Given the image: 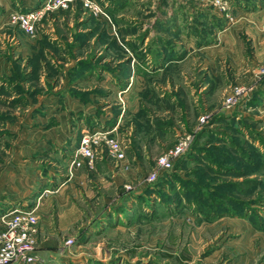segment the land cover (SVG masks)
Masks as SVG:
<instances>
[{
    "label": "rangeland",
    "instance_id": "obj_1",
    "mask_svg": "<svg viewBox=\"0 0 264 264\" xmlns=\"http://www.w3.org/2000/svg\"><path fill=\"white\" fill-rule=\"evenodd\" d=\"M221 1L223 11L195 0H91L99 8L92 13L74 0L66 9L43 12L32 32L12 17L42 0L0 1V169L5 186L21 189L4 192L0 212L36 206L39 221L41 201L55 186L50 166L58 169L57 181L80 172L86 181L77 200L82 225L61 234L54 258L68 264L81 258L83 264H264V74L258 72L264 53L247 68L255 46L237 27L227 53L240 49L245 63L241 69L220 60L222 75L213 82L221 80L222 87H202L204 76L191 73L187 60L176 75H131L145 52L189 48L178 36L157 34L158 22L178 14L179 33L200 39L249 5ZM197 8L212 17L195 14ZM201 20L208 24L199 27ZM234 85L247 91L227 104L224 87ZM94 130L108 131L123 145V167L113 177L97 176L93 160L71 162L70 136ZM179 134L188 136V148L168 169L159 168L157 157ZM101 150L113 169L120 168ZM112 178L115 185L107 183ZM103 196L115 198V209L102 203ZM107 207L118 227L106 221L101 232L95 225Z\"/></svg>",
    "mask_w": 264,
    "mask_h": 264
},
{
    "label": "crops",
    "instance_id": "obj_2",
    "mask_svg": "<svg viewBox=\"0 0 264 264\" xmlns=\"http://www.w3.org/2000/svg\"><path fill=\"white\" fill-rule=\"evenodd\" d=\"M1 1V0H0ZM238 2L241 3V0H237ZM245 1V0H242ZM249 4L245 8H242L244 11H241V14H237L235 16V20L230 22L227 26L225 27H218L217 24H213V27H215V32L212 33H204L201 35V38L199 39L198 36L193 32V33H188L185 35L183 32L179 33V28L177 25L178 24V14L175 16H171L170 18L168 17L165 20H162L161 22H158L156 25L159 27V30H156L157 34H161L162 38L164 37V34H170V36L173 37H179V42L180 43H186L189 48L187 49L186 52L182 54H178L176 52H162L160 49L159 51H151V52H145L143 57L138 59L139 61L134 62V64L131 67V75H136V76H147L150 74H155V75H169L172 76L173 74L176 75L178 74V70L181 68V66L185 63L184 61L187 60L188 62V69L191 71V73H196L199 72L204 79V82L202 84V87H207V88H214V86L222 87L223 84H221V80L218 82L214 83L213 80L217 79V75L221 76V72L219 73L218 70L221 69L219 67V62L222 61H227L229 65L233 66L234 68L236 67H244V55L243 51L241 53L240 49H232L233 53L228 54L227 53V44H232L235 40L232 37V33L236 35V28H242L243 33L249 34L250 35V41L253 46H255V54L253 53L252 56H250L249 61H247L248 67L251 68V65L249 64L250 61H253L254 59H257L258 56H260V53H264V34L259 33V28L262 26L263 20L262 17H264V0H247ZM237 2V3H238ZM245 6V5H243ZM162 7L161 9H163ZM175 11L176 9L180 10V5L176 3L174 5ZM167 10H170L169 7L164 8V12L167 13ZM195 10V9H194ZM193 10V12H194ZM174 11V9H173ZM187 11L191 12L192 9L189 8ZM171 14L173 13L170 10ZM189 14V13H188ZM197 15L204 16L205 11L201 8L196 9ZM209 14V13H208ZM212 17L211 14L205 15ZM195 18V16H194ZM162 19V18H161ZM216 21V19H214ZM199 27L206 26L205 24L208 22H202L199 21ZM166 24V25H165ZM208 24V23H207ZM177 26V27H176ZM263 28V27H262ZM261 29V28H260ZM214 31V30H213ZM229 32V33H228ZM180 35H179V34ZM229 34V35H228ZM231 34V35H230ZM248 35V36H249ZM212 36V37H211ZM214 36V38H213ZM150 36H143L141 37L140 43L141 44H146L148 41V38ZM131 37L130 39H132ZM214 39V42L210 43L208 39ZM178 39V38H177ZM175 40V39H174ZM202 42L201 46H193L195 42ZM134 42V41H133ZM232 42V43H229ZM231 46V45H229ZM237 47V46H236ZM225 50V51H224ZM229 57V59H227ZM247 59V58H246ZM196 60V61H195ZM130 70V69H129ZM130 75V74H129ZM157 84V83H156ZM160 84V83H159ZM158 85V84H157ZM217 87V88H218ZM228 87H224V90H227ZM216 89V88H215ZM159 111L160 108H159ZM150 122V121H149ZM80 135H74L70 136V146L76 147L77 141ZM62 142H59L57 144L59 147L60 143L61 145L63 144V139L61 138ZM69 146V147H70ZM73 147V148H74ZM73 149H70L69 152L72 153ZM101 149L98 151L94 152V158H93V171L95 174L99 177H103L104 173L110 174L111 177L115 176L117 173L119 174L120 170L123 166L122 162L118 164L120 168L118 169H113L115 166L112 164L110 165V161L107 160L105 157L104 153ZM62 162L63 158L61 159ZM51 163H55L51 162ZM61 167V171L65 168ZM56 168V169H55ZM50 166L48 169V172L51 174L52 178L50 180V184L54 183L55 186L53 191L48 194L46 197H44L41 207L39 208L42 211V214L39 218V223L37 225L38 228V250H36V254L38 257V261L35 264H68L66 259L60 260L57 258H54L55 255L53 256V252H56L57 246H60V243L62 245L63 238L61 241L58 239L61 237V234L67 231L69 227H72L73 225L79 227L82 225L81 222V217L83 216L82 211L80 208L77 206V200L81 198V194L83 193L84 190V183L86 181L84 180V174L82 172L78 173L77 176L74 175V178L68 177L63 173L62 178L57 181L55 176L57 177V174L55 171H57V167ZM64 172V171H63ZM54 177V178H53ZM104 180H100L99 184L101 185L102 188H105L106 185L103 184ZM19 182V181H18ZM115 178H112L111 180H108V184H114L115 185ZM19 184V183H18ZM26 188L30 187V184L27 182ZM28 184V185H27ZM34 184V183H33ZM49 184V185H50ZM47 187H50V186ZM112 186V185H111ZM11 191L12 195H18L21 189H18L17 185H14L10 187L9 185L5 186L4 181H3V170L0 169V197L4 194L5 191ZM15 191V192H12ZM102 203L107 204L110 209H115V205L110 204H116L115 198L114 197H106L103 196L101 197ZM53 200H57L55 204L57 207L52 206ZM39 205V202H38ZM37 205V206H38ZM30 208V207H28ZM108 209L106 214H100L99 215V221L98 225H95V229L99 231H104V225L107 222H110L109 227H113L111 229L117 230V224L114 223V218L116 217L114 212H111V210ZM37 209V207H34V211ZM36 212V211H35ZM37 213V212H36ZM102 213V212H101ZM3 213L0 212V215ZM119 216V215H118ZM113 223V224H111ZM76 227V228H77ZM99 231H97L99 233ZM101 231V232H102ZM100 232V233H101ZM77 245V244H75ZM74 245V246H75ZM76 247V246H75ZM56 248V249H55ZM47 255V256H46ZM51 257V259H45L46 257ZM64 257H71L70 255H64ZM53 258V259H52ZM70 261V260H69ZM72 264H83L85 260L81 258V261H70Z\"/></svg>",
    "mask_w": 264,
    "mask_h": 264
},
{
    "label": "built area",
    "instance_id": "obj_3",
    "mask_svg": "<svg viewBox=\"0 0 264 264\" xmlns=\"http://www.w3.org/2000/svg\"><path fill=\"white\" fill-rule=\"evenodd\" d=\"M74 0H42L38 8L25 13H16L12 18L18 22L21 28L32 32L34 24L45 11L63 10ZM199 3L218 7L220 11L225 9L221 0H195ZM84 7L92 13L99 12V8L91 0H81ZM258 72L264 74V64L258 68ZM247 88L239 85L228 87L224 102L232 104L240 96L244 95ZM189 145L188 136L177 135L175 143L157 157L156 165L161 169H168L171 161L181 155ZM102 147L114 162L121 163L125 159L124 149L121 142L110 137L108 131H84L78 138L74 148L71 162L79 165L86 160L90 165L94 158L95 150ZM153 177V174H149ZM37 215L32 208H14L0 215V264H35L38 261L36 254ZM72 239L66 240L71 244Z\"/></svg>",
    "mask_w": 264,
    "mask_h": 264
}]
</instances>
